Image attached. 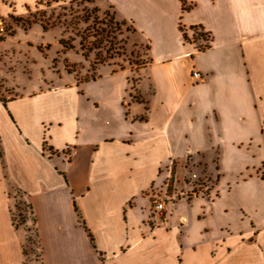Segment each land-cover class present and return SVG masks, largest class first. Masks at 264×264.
<instances>
[{
  "label": "crops",
  "instance_id": "0c3cea01",
  "mask_svg": "<svg viewBox=\"0 0 264 264\" xmlns=\"http://www.w3.org/2000/svg\"><path fill=\"white\" fill-rule=\"evenodd\" d=\"M103 1L148 45L137 86L155 114L138 88L145 101L126 103L127 68L0 98V264H24L12 191L32 208L41 264H264V0ZM101 99L124 131L100 127ZM206 157L214 198L151 228L153 186Z\"/></svg>",
  "mask_w": 264,
  "mask_h": 264
},
{
  "label": "rangeland",
  "instance_id": "374dc122",
  "mask_svg": "<svg viewBox=\"0 0 264 264\" xmlns=\"http://www.w3.org/2000/svg\"><path fill=\"white\" fill-rule=\"evenodd\" d=\"M22 1L16 7L22 14H14V10L11 9L15 2L0 0L11 10L8 14V7L0 4L1 99L12 98L22 89L29 91L39 86L41 89L50 90L68 86L75 79H90L96 75L105 77L107 72L127 68L130 71L126 103L145 101L139 89L150 101L149 113L155 114L156 98L149 94V87L143 80L145 78L137 86L141 77L138 76L139 70L143 64L148 63V45L141 42L139 34H134L129 23L116 17L110 5L103 0H36L35 4L25 6L22 11V5L29 0ZM46 26L48 28L44 30L43 27ZM110 26L118 30L112 41L114 44L112 51L105 53L109 48L106 43H103L100 50H93L91 44L96 42L92 37L96 36L94 32L110 30ZM89 35L91 36L88 38ZM108 57H111V60H108L111 65H95L96 62H102ZM119 79L123 80L122 77ZM101 102L97 114V118L101 120L100 127L112 134L124 131L125 125L120 119L119 112L114 108L113 101L101 99ZM138 109L140 106H133L132 112ZM106 119L109 122H105ZM64 153L66 158H69L71 148L67 146ZM184 153L185 148L177 151L179 158H182ZM206 163L205 170L202 161L194 166L187 160V163L179 168L177 183L176 177L170 175L162 184L153 186L149 192L150 212L147 220L151 228L164 226L168 222L174 224L175 218L173 216L170 220V212L180 201L189 205L214 198V194L211 193V179L207 175L214 171L211 157H206ZM10 195L14 199L11 215L18 225L16 230L22 233L24 239L22 245L24 264H41L38 236H35L27 203L20 192L12 191ZM156 202L164 205L163 216L157 222L152 220L151 215ZM199 207V204H194L182 212L189 223H194V215L199 211Z\"/></svg>",
  "mask_w": 264,
  "mask_h": 264
},
{
  "label": "trees",
  "instance_id": "16d2710c",
  "mask_svg": "<svg viewBox=\"0 0 264 264\" xmlns=\"http://www.w3.org/2000/svg\"><path fill=\"white\" fill-rule=\"evenodd\" d=\"M95 11V10H94ZM96 18V17H95ZM87 22V21H86ZM30 25V24H29ZM112 25V24H111ZM25 28V26H23ZM47 26L46 27H43L44 30H47ZM110 30H106V31H101V32H94L96 34V36H92L94 37V39H96V42L92 43L91 44V47L94 49H97V50H100L101 49V46L103 45V43H106L109 45V48L107 49V51H105L106 54L109 53V51H112L111 49H113L114 47V44L112 43V41L115 39V34L118 32V30H115L112 28V26L109 27ZM194 30H196L197 28H193ZM114 30V31H112ZM88 32L90 30H87ZM91 35L88 36V38L90 37ZM201 36H204L203 34ZM184 39H186V36L184 35ZM63 42V41H62ZM64 43V42H63ZM116 44V43H115ZM118 50H116V53ZM83 52V51H82ZM84 56V52L82 53ZM102 57V55L100 56ZM108 60H111V57H108L106 60L104 59L102 62H96L95 65H104V64H109L110 61ZM98 61V60H96ZM145 64L142 65V67L144 66ZM123 69V68H120V70ZM70 74V73H69ZM95 76L91 77L90 79H94ZM84 80H89V79H84ZM2 102L4 103L5 101L2 100ZM5 104V103H4ZM143 120V118L141 119ZM26 207L28 208L29 212H30V219H31V222L34 226V230H35V236H37V233H36V228H35V225H36V220L33 216V212H32V208L30 205L26 204ZM75 210L77 211V209L75 208ZM11 220H12V225L15 227V229L17 228V224L15 223V218L13 215H11ZM82 224L84 225V223L82 222ZM85 228V227H84ZM90 238V242L93 243V240L91 238V236H89Z\"/></svg>",
  "mask_w": 264,
  "mask_h": 264
},
{
  "label": "built area",
  "instance_id": "2783aa9c",
  "mask_svg": "<svg viewBox=\"0 0 264 264\" xmlns=\"http://www.w3.org/2000/svg\"><path fill=\"white\" fill-rule=\"evenodd\" d=\"M191 77L196 82L202 80V75L198 72H192ZM163 212H164L163 203H160V202L154 203V206H153L152 211H151L152 220L156 221V222L161 220V218L163 216Z\"/></svg>",
  "mask_w": 264,
  "mask_h": 264
}]
</instances>
